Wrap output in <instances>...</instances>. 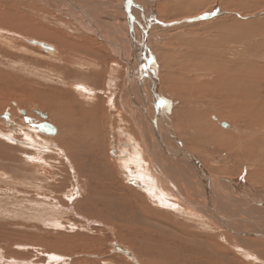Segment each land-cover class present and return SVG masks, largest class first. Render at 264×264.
Returning a JSON list of instances; mask_svg holds the SVG:
<instances>
[{
  "label": "rangeland",
  "instance_id": "1",
  "mask_svg": "<svg viewBox=\"0 0 264 264\" xmlns=\"http://www.w3.org/2000/svg\"><path fill=\"white\" fill-rule=\"evenodd\" d=\"M32 1L33 0L30 1L31 4ZM158 1L159 2L157 3L158 4L157 10L155 11V18L157 23H154V27L152 28L153 35L150 38L155 40V37L158 35H160L159 38L162 37L159 39L161 43L163 42L160 47L162 54L160 52H157L155 50L156 48L154 49L156 45L155 44L156 40L155 42L153 41L154 42L153 46H151L152 39H150V44H149L150 48L148 46L149 52L147 54L152 52L151 55H154L152 57H154L153 61L155 68L157 70L155 73L156 77H158V73L160 77L164 76V74L166 73L165 68L168 65L167 63H170L172 61L173 62L179 61L176 67L175 64H177V62L174 64L173 62L171 63L175 71L176 70L183 71V73L182 74L180 73L179 76L176 74L173 75V77L170 76L167 77L168 74H165L164 76L165 81L162 77L161 79L162 88L159 92L160 111L162 112L163 110L162 113L164 114V116H166L168 122H171L173 128L175 127L174 125L176 124L174 130L176 133L178 132V130H180L179 131L180 134L178 135L180 138L183 137L182 133H186L188 135L181 138L184 141L190 139V136L193 134V132L195 133L196 131V133H199L201 128L204 126L203 122L201 121H205L207 124H210L211 119L213 117H220L221 119L224 118L227 122H229L234 126L232 127L233 129H231V134H233L236 130V133L234 134L236 136H240L244 138L245 136L244 129L242 128V126H239L236 123V121H233V118L234 116L235 118H237L238 113L241 115L242 110H244V108L245 109L247 108L246 110H248V106L245 105V107L242 108L244 105L242 106V102L238 103V101L237 103L235 101V104H233V101L231 99L232 97L234 98L235 96H237L236 91L238 87L232 81L231 76L229 77L230 69L228 68L229 67L228 64L225 63V60L228 59V56L226 54L229 50V46H231L230 43L232 41L237 42L238 40H240L241 39L239 38L240 35H242L243 38L244 35H255L259 39L261 38V40L257 38V42L259 40V44L262 45L260 46L264 47V37H263L264 26H262L264 24L263 23L264 0H240V1L239 0H233V1L232 0L231 1L201 0V2L199 0H191L192 2H194V4L190 5V8L189 5L188 6L186 5L190 4L191 1L189 2L188 0H173V2L176 1L174 2V4L175 7L177 6L178 9L180 7L188 8V10L187 8H184L187 11H184V9L181 10V12L183 11L185 12L183 14L186 15L187 12L191 9L189 14H193L196 17L195 18L193 16L194 19L192 17H188L189 19L192 18L191 21H189L188 18H185L188 19V23L190 22V24L188 25L190 27L181 30L182 32L178 30L179 33L178 32L174 33L175 34L174 37H177V40H179L178 42L175 40L176 38L174 39V41L170 38L168 39V41L166 40L170 36V30H172L176 26L178 28L179 26L178 23V25L170 27V24L172 22H175L173 14H177V13L173 11L171 12V10L166 8L167 5H164V8H166L167 10L163 9L162 7L163 4L160 3L163 0H158ZM181 1H183L184 3L182 4ZM206 1H208V3ZM16 2L17 0H13V3L17 5V8L21 9V7L24 6L23 0H22L23 5H21V0H18V3ZM173 2H171L172 5ZM206 3L208 4V6L205 5L206 6L205 10L207 11L204 12L205 10L203 7L205 6L202 7V5ZM213 7H215V9L211 10V8ZM30 8L31 7H28L26 11V7L24 6L23 9L21 10H23L24 12H28L29 16L32 15L30 16L31 19L37 21L36 17L39 16L40 12L32 8V10L35 12L34 13L35 15L33 16V14L28 11ZM196 8H197L196 11H198V8L200 9L203 8V10L201 9V11L197 14V16L196 13L194 12ZM246 10H249V12L252 11L250 14L253 15L249 17L243 16L244 18L241 17L242 14L240 13ZM1 11L4 12V9H1L0 7V12ZM212 11H215L216 13L220 12L221 15L220 13L215 14L218 16L217 17L212 14L213 13ZM160 12H162L163 15H161ZM169 12L173 14L171 13L168 14ZM223 12L224 14H222ZM232 13L234 14L232 16L233 18L230 17ZM55 15H57L56 12ZM133 15L141 17L140 16L141 14L136 15L134 13ZM169 15H171L173 19L172 18L170 19ZM176 16H178V14ZM214 16L217 17V19L219 17L220 18L228 17V19L227 18L223 19V22L221 21V24L220 23L211 24V25H208L209 23L206 24L207 22H210V20L215 21L216 18ZM235 18H236L235 22L233 20L232 25H230L231 23L230 21H232L231 19H235ZM27 19L30 20V18H25L24 21L26 22ZM177 19L179 18H176V20ZM161 21L163 22V24L166 22L167 23L162 25L160 24L162 23ZM201 22L202 23L204 22L203 25L201 24ZM228 23L230 28L233 27V30L232 31L230 30V32L229 30H225L226 28H228L227 27ZM222 24H224L225 27ZM51 25L54 28L53 24ZM157 25L159 26L160 29L159 32L161 33H159L157 30L156 32L154 31V28ZM217 25H219V27L220 26L222 27H220L219 29L216 27ZM235 26H237V28ZM37 27H39V29H42L45 26H43V24L42 25L40 24V26L37 24ZM164 28L165 30H163ZM260 29H262L260 32H255ZM17 30L18 29L16 28L5 26L3 22L0 24V36L2 37L0 38V135H2L0 136V264H59V263L60 264H104L107 262L111 264H151L153 260L155 264H194V263L195 264H264V247L260 246L261 244L259 241L254 242V241H250L249 239H244V238L241 239V237L237 236L236 237V241L238 240L237 243H239V245L241 244L242 247L244 245L248 249H246L245 247H243V249H241L242 247L241 248L233 247L231 245L234 243L231 242L232 244H230L226 242L225 238L222 236L224 230L221 231V229L220 230L215 229L210 224L211 222L209 220H206L205 218L201 219L200 217H193V215L191 214L186 215V213H184L181 208L178 209L177 211L174 208L169 209V207H165L162 204H161L162 206L159 205V207H156L152 202L149 201L150 205H152V207L150 208L151 211H154V209L156 211H159L160 209L159 212L164 214V217H157L158 215H156V213L149 212L148 211L149 208L148 207L144 208V205L142 208L133 206V203L130 206H124L122 203L123 200H120V196H124L126 194L130 196L131 194L130 191L129 192L127 191V189L123 191L121 190L119 191V188H117L118 190L114 189L119 185L121 179L116 172L110 171L109 159L110 157L112 158L114 156V153H116V151L113 150L114 147L112 146V143L114 140L120 142L121 140L124 139L121 137V134L118 129L123 128V130L129 129V131H131V129L135 128V130L133 129L131 132L138 133L137 129H139L140 126L139 124L141 120H144L145 117H148V113L142 114L140 112L142 109H139L138 107L136 109L139 110L136 112L134 111V109H132V106L130 105V101L127 95V90H125L124 88L127 85L126 81H129L127 79L128 73H127L126 63L121 61L120 59H117L114 55L110 54L109 50H107L109 48L106 47L107 48L106 49L105 46L103 45L104 48H102V50L100 49V51L102 52V55L100 56L96 55L93 52L88 51L87 50L88 48L86 49L83 47L84 49L79 48V51H76L80 53L79 59L75 57L76 55L75 56L73 55L74 56L73 60H75V63L73 62L74 64L73 63L67 64L66 62L62 64L61 62H58L57 58L55 57L56 55H51L52 54L51 52L46 51L48 52L46 53L43 49H41L38 46H33V45L31 46V43L29 42L30 39H36V40L38 39L40 40V42H45L49 45L56 46L58 48V52L60 51L61 56H63L62 59L64 58V55L69 54L70 56L71 53H75L74 52L75 48L72 50H70L67 47L63 48V46L59 44L58 40L48 39L47 37L44 39L42 36H38L37 34L31 37L30 36L31 34L28 33L26 30H22V31L19 30V32ZM51 30L53 32L56 31L55 29H51ZM154 32L157 35H155ZM251 32L252 34H249ZM139 33L138 35L135 36H139ZM213 33L215 34L214 36ZM219 33H221L223 37ZM230 33H232L233 35L231 34L230 36ZM163 34H167V35H163ZM20 35L21 36L24 35V36L21 37ZM195 35H197L196 38ZM198 37L201 38L199 39ZM230 37L231 38L234 37V38L230 40ZM202 38H205L203 39L205 43L204 42L202 43L203 41ZM26 40H28V42H26ZM170 41L173 43H170ZM191 41H193L192 42L193 45L191 44ZM212 41H215L213 47L211 43ZM4 42L6 43L5 45ZM240 42H243V44L241 43L239 45H236L238 47L237 50L239 49L238 53L236 54L238 55L237 57L238 59H243L245 57L244 56L242 57L241 55L242 53L240 49L243 50L245 48H249L251 42H249L248 39L246 40L244 39L243 41L240 40ZM165 43L168 45L166 46ZM194 43L196 44L198 43L199 48ZM175 44H177L178 46L180 44L181 46L178 47L177 45L175 46ZM183 44H185L184 45L185 50L184 48H182ZM217 44L219 46H217ZM173 45L176 47L177 51ZM222 45L227 49L224 50V47ZM88 46L91 50V45L89 44ZM163 46L166 47L164 48ZM254 46L258 47V45H254ZM77 49L78 48H76V50ZM168 50L172 53V55L173 53H175L176 58H175V54L174 57L172 56L173 58H171V53L168 52ZM172 50L174 52H172ZM165 51L170 54L167 56L170 58H166L167 60L165 59V64H164L163 61L164 59L162 60L163 61L162 63L160 57L162 58L163 53H165L163 58L165 57V55H167ZM179 52L184 53V54L182 53L183 56H181L180 54L182 58H178L180 57ZM107 53H109L110 55ZM186 53L187 54L191 53V54L189 56V54L187 55ZM251 53L253 55L258 56L256 58L257 60H254V56H253V63L256 62L253 64V66L256 67V70H258V68L261 67L260 68L261 71L259 70V72L263 73L264 52L255 54V51L251 50ZM94 54L96 56H94ZM147 54H146V58H149L147 57ZM158 55L160 56L158 57ZM186 55L187 57H185ZM91 56L94 60L90 59ZM204 56L206 57L205 60L202 58ZM112 57L113 58L115 57L114 60L112 59ZM194 57L198 59L194 60L195 59ZM211 57H213L212 59H214L215 61L212 60ZM85 58L93 62L95 61V63H93V65L91 66V64H89L90 62L88 63V60H86ZM209 58H210V62L208 60ZM170 59H172V61ZM188 59L191 60V62ZM98 60H99V64H96ZM187 60L193 65L189 64ZM257 62L263 65L259 66V63ZM121 63H123L122 66ZM215 63H217L221 68V77L223 76L220 80L219 87L216 88L213 87L214 84L210 83V81H212L213 78L211 75L212 68L211 66H209ZM76 64L79 66H77ZM157 66L159 67L158 69ZM160 68L161 69L164 68V70L161 71ZM199 70L201 71V73L198 72ZM91 71L93 72L91 73ZM161 72H163L164 74ZM189 72H190V76H192L191 78H193L194 80V83L193 80H191V82L190 80L186 82L187 78L185 79V76L186 74H189ZM180 76L181 77L183 76L182 77L183 79ZM95 77L98 78L96 80L97 83L94 80ZM170 78L171 80L173 79V82L177 83L178 86L181 83L185 84L186 87L181 88L183 91L180 90L183 95H185L186 93L185 96L188 95L189 97L191 94L190 96L191 98L189 99H192V102L189 101L190 103L189 105H191L190 110H193L191 114L194 115L193 116L194 121L190 120L191 123L189 126H187L188 121L186 122L187 119L186 116L183 117V115L181 116L179 113L176 115L178 117L180 116L181 123H182V119H183V123L185 122L184 124L182 123L183 125L182 126L179 122L180 120L175 115H173L174 109L177 108L175 106L179 104L178 102L179 100L170 94L171 93L170 88L168 89L166 88L169 87L168 83L167 85L165 84L166 82H169ZM203 78L205 79L203 80ZM224 80L226 82H224ZM178 81H180V83ZM198 83L202 85L193 89L192 86ZM209 83L211 86L213 85L212 86L213 88L210 85L208 88ZM260 83L258 84L257 82H255L256 87L254 88L253 94H255L256 100L258 99V97H256L258 95L264 97V81L263 82L260 81ZM79 84H87L86 87L90 86V88L91 85L92 86L95 85V87H97V90L95 91L96 92L95 96L97 98L95 99L93 97V99L95 100L93 99L91 100L90 97L91 93L88 91L86 92L82 91L85 85H79ZM78 86H80L79 90L77 88ZM216 89L219 90L221 89V90L220 91L217 90L216 93ZM206 90L208 91L206 92ZM192 91H195L193 92L194 96L192 95ZM210 93L211 94L213 93L214 95L219 94V96L218 95L214 96L211 95ZM220 93H222V95H220ZM202 94H205V96ZM209 94L211 96H209ZM228 94L230 96V99L229 96H227ZM199 95H201L202 97L201 96L199 97ZM220 96L221 97L227 96L225 97L227 98L225 99L227 101H225L224 99H222L221 101ZM214 98L218 100L216 101L214 100ZM252 98H254L253 95ZM110 99H112V101H110ZM228 99L230 100V102ZM212 100L216 101L218 104L212 102ZM204 103L205 105H203ZM209 103L210 105H208ZM128 105H130L129 106L130 108L128 107ZM263 106L264 104L261 107ZM199 107L201 108L199 109ZM234 107L235 108L238 107L236 108L238 110H236ZM239 107L241 108V112H239L240 109ZM227 108H229L230 111L231 109L233 111L230 112L229 109ZM205 109L209 110V113ZM164 111L165 112L167 111V113L168 112L169 113L165 114ZM199 111H201L200 114ZM185 112L186 111L183 112L184 115ZM38 113H43L47 115V119L41 118V116ZM133 113L136 114H134L132 118ZM203 115L204 117H202ZM200 116H201V121L199 119ZM176 118L179 121H177ZM196 119H198L199 125L197 124L198 122H196ZM45 120L57 128V134L55 136L49 137L47 135V136H43L44 138L38 134L37 136H35L36 126L32 128L33 125H37L40 122L43 123ZM225 120H222V123L225 122ZM176 122H178V124ZM136 124L137 126L135 127ZM200 124L202 126H200ZM177 125H179V127H177ZM235 125H237L236 129H234ZM238 126L241 128H239ZM180 127L183 128L180 129ZM13 128L19 129V131H21V134L17 133L16 138H14V140H11L12 142L11 143L9 142L8 139H6V136L3 134L6 130L7 131L12 130ZM205 129L206 127L204 128V131H208L211 128L208 127L206 130ZM214 130L219 134H220L219 131H222L215 128ZM117 132H119V134ZM27 133L28 134L31 133V136L35 137L34 139L38 140V142L40 141L41 144L43 143L42 147L44 145L46 147L44 146L42 148L40 147L39 144H36V146L31 147V145L27 143L29 141L21 139V137ZM76 133L79 134L77 135ZM116 134L118 135V137ZM139 134H141V132ZM255 135H252L251 138L245 136V139L251 142H255L256 140H261L264 142V140L258 139L260 136H262L261 134H257L256 136ZM46 139L47 140L56 139L57 142L54 141L52 144H49L48 146V143L45 142ZM207 139L204 140L198 151L197 150L191 151L190 149L189 150L192 153H194L196 157H198V160L200 159L201 162L205 164L203 166H205L208 171L209 168L212 170L211 168L212 165L210 164V158H213L212 155L217 154L216 155L217 158H219L222 161L221 164L222 166H220L219 169H223L226 172H230V174L228 175L218 174L220 180L226 182L230 181L233 184H239V182H242V180L249 179L251 181L247 180V182H244L243 185H245V187H253L255 191H258L257 189L263 190L264 169H262L261 171L262 176L257 175L258 172L255 173L256 175L253 174V178L250 176L252 171L255 170L257 164L258 165L261 164L264 167V163L259 162L258 160L264 158V150L262 151L258 147L252 148V145L250 143H247L246 145H244V147L246 148H242L244 149L243 152L242 151L240 152V149L239 150L235 149L232 152V150H228L226 147L223 146L222 147L218 146L217 144H214V142H212L213 144L210 143L211 140L210 139L207 140ZM194 141L196 142V137ZM229 144L232 145L233 143L231 144L230 142ZM51 145H58V146L54 147ZM69 149L71 150L70 152L74 160V169L69 167V165H67L64 160L65 158L63 155V150L67 152L69 151ZM44 150H48V151L46 152ZM39 153H43V154L37 155ZM106 153L107 156H109L107 158H106ZM29 155H35L36 159L33 160L32 158L29 157ZM228 155L231 156V160L229 159L226 160L227 158L226 156ZM258 156L259 158H257ZM245 157L248 158L246 159ZM158 158H160V156H158ZM251 158H253L252 161L250 160ZM249 160L251 163L249 162ZM230 163L234 165H231ZM243 166H245L244 170H243ZM108 171H110L111 173ZM221 175L223 177H221ZM115 184L118 185L116 186ZM109 190L111 191L115 190V191L111 192ZM121 192L122 194H120ZM190 195L193 198V200L196 199L193 192H191ZM71 199L72 202L75 201L74 205H71L72 204V202L70 201ZM93 201H95V203L98 205V208L95 207ZM110 204L117 207V210L114 208L112 210L114 215H111L110 213L111 211L109 210L106 211L103 210V208H105L106 206H109L112 209ZM180 206L182 207L181 204ZM100 209L103 212H101ZM140 209L143 210L140 211ZM181 210L182 213L180 212ZM148 215L150 218H152L153 221L149 219ZM163 218H168V219L170 218L169 219L170 221H167V223L164 224L162 223L163 220H161ZM200 221L206 222V226L204 225L203 227ZM111 223L112 225H110ZM178 225L183 226V228L178 229L177 228ZM134 226L136 228H134ZM206 227L207 228L209 227L208 230ZM131 228L136 229L135 232H132ZM199 234L202 236H199ZM216 235L220 236L219 237L220 239L219 238L216 239L215 238ZM150 236L152 238H150ZM195 236H198V238ZM209 236L210 238L208 239ZM217 241L222 243V245L220 243H217ZM219 249H221L220 251L222 253L219 251ZM247 250L253 252L256 251L260 253L261 258H259L258 256H248L247 254L250 253V251L247 253ZM259 250L261 252H259ZM125 251L128 255L125 253ZM53 252L54 254H59L61 256V259L58 261L52 259ZM136 257L137 259H140V261L139 260L136 261L135 260ZM256 257L258 258V260Z\"/></svg>",
  "mask_w": 264,
  "mask_h": 264
},
{
  "label": "bare ground",
  "instance_id": "2",
  "mask_svg": "<svg viewBox=\"0 0 264 264\" xmlns=\"http://www.w3.org/2000/svg\"><path fill=\"white\" fill-rule=\"evenodd\" d=\"M28 1L30 3L31 0H23L24 6L26 7V11H27L28 7H31L28 11L30 13H32L33 16L35 15L34 14L35 12L32 10V8L36 9V10H38L40 12L39 16L36 17L37 21L32 20L31 17H30L32 15L29 16L28 12H24L23 10H21V9H23L24 6L21 7V9H19V8H17V5L15 3H13V0L12 1H10V0H0V7H1V9H4V12H2L3 10L0 12V24L3 22V24L5 26H9L11 28L18 29L17 30L18 32H19V30H21V31L22 30H26L28 33L31 34L30 35L31 37L37 34L38 36H42L44 39L47 37L48 39L58 40L59 44L61 46H63V48L67 47L70 50L75 48V50H74L75 53H71L70 56H69V54L68 55H64V58H63L64 60H63L62 59L63 56H61L60 51L58 52V48L56 46L49 45V44H47L45 42H40V40H38V39L37 40L36 39H30L29 42L31 43V46L32 45L33 46H38L41 49H43L45 52L46 51L51 52L52 53L51 55H56L55 57L57 58L58 62H61L62 64L64 62H66L67 64L68 63H73V62L75 63V60H73V58L76 55L75 57H77L79 59L80 53L76 52V51H79V48H83V47L86 48V49L88 48L87 49L88 51L93 52L96 55L100 56V55H102V52L100 51V49L102 50V48H104V46H105V48L106 47L109 48V49H107V48L106 49L109 50L110 54L114 55L117 59H120L121 61L125 62L126 65H127V67H126L127 68V73H128L127 74V76H128L127 79L129 81H126L127 85L125 87L124 86L123 87L125 88V90H127V95H128V99L130 101V105L132 106V109H134V111H136V112L139 109H142L140 112L142 114H145V113L147 114L148 113V117L144 116L145 119L141 120V122L139 124L140 125L139 129H137L138 133L131 132L133 129L135 130V128L131 129V131H129V129L128 130L127 129L123 130V128H120L118 130H119V132L121 134V137L124 138L123 139L124 141L121 140L120 142H117V141L114 140L113 143L111 142L112 146L114 147L113 150H115L116 153H114V156L112 154L113 157L112 158L110 157V159H109L110 171L116 172L117 175L121 179V182L119 183V185L117 184L118 186L115 184L117 187L114 186L115 187L114 189L119 188V191L120 190L123 191V190L127 189V191L128 192L130 191V194H131L130 196L128 194H126L124 196H120V200H123L122 201L123 205L124 206H130L133 203V206H135V207L142 208L143 205H144V208L148 207L150 209L152 207V205H150V202H152L156 207H159V205L160 206L163 205L165 207H169V209L170 208H174L177 211H178V209L181 208L183 210V212L186 213V215L187 214H191V215H193V217H200L201 219L205 218L206 220H209L211 222L210 224L215 229H218V230L221 229V231L224 230L222 236L225 238L226 242H228L230 244L234 243V244L231 245L233 247H236V248H241L242 247L241 244L239 245V243H237L238 240L236 241V237L237 236L241 237V239L242 238L249 239L250 241H254V242H258L259 241L260 244H261L260 246L264 247V188L262 187L263 190L257 189L258 191H255L253 187H245V185H243V184H244V182H247V180L251 181L249 179L242 180V182H239V184H233L230 181H227V182L226 181H222V180H220V177H219L218 174L228 175V174H230V172H226L223 169H219V167L222 166L221 165L222 161L219 158H217V156H216L217 154L216 155L214 154V153H217V152L212 153V154H214V155H212L213 158H210V164L213 167L211 166L212 170L209 168V171H211L212 173L209 172L207 170V168L205 166H203L205 164L202 163L200 159L198 160V157H196V155L191 152L193 150H197L198 151L200 146L204 142V140L207 139V137H208V139L211 140L210 143L214 142V144H217L218 146H221V147L222 146L226 147L228 150H232V152L235 149H238V150L240 149V152L241 151L243 152L244 149H242V148H246V147H244V145H246L247 143H250L252 145V148L258 147L262 151L264 150V142L263 141L256 140L255 141L256 143H255V142H251V141H248L247 139H245V136L248 137V138H251L252 135L261 134L262 136H260L258 139L264 140V106L261 107L264 104V97L258 95V96H256V97H258V99L256 100L255 94H253L254 88L256 87L255 86V82H257L259 84L260 81L261 82L264 81V72L263 73L259 72V70L261 71V69H260L261 67H259L258 70H256V67L253 66V64L256 63V62L253 63V56H254V60H257L256 58L258 56L253 55L252 54L253 52L251 53V50H254L255 54H258L260 52H262V53L264 52V47H261L262 45L259 44V40H261V38L259 39L255 35H244V38H243V36L238 33L240 35L239 38H241L240 39L241 41H243L244 39L245 40L248 39L249 42H251L250 43V47L249 48H245L246 50L245 49H243V50L240 49L241 53H242V54L241 53L240 54L242 55V57L244 56L245 58H243V59H238L237 58L238 55L236 53H238L239 49L237 50L238 47L236 45H239L241 43L243 44V42H240V40H238L237 42L236 41H232L230 43L231 46H229V50H228L227 54L225 53L228 56V59L226 58L227 60H225V63L228 64V66H229L228 68L230 69L229 77L231 76L232 81L238 87V89L236 91L237 96H235L234 98L231 96L232 97L231 100L233 101V104H235V101H236V103H237V101H238V103L242 102V106L244 105L242 108H244L245 105L248 106V110H246L247 108L246 109L244 108V110H242V114L241 115L238 113L237 118H235V116H234L235 119L233 118V121H236V123L239 126H242V128L244 129V133H245L244 138H242L240 136H236L234 134V133H236V130H235V132L233 134H231V129H233L232 127H234V126L232 124H230L229 122H227L224 118L221 119L220 117H213L211 119V123L207 124L205 121H201V116H200L199 119H200L201 122H203L204 126L201 128V130L199 129L200 130L199 133H196V131L194 133L193 132L194 129H193V131H192L193 134L190 136V139L184 141L181 138H183L184 136H188V135L186 133H182L183 137L180 138L178 136L180 134V132H179L180 130H178V132H177L178 134L174 130V128L176 127V124L174 125V123H173V125L175 126L173 128L171 122H168V120L166 119V116H164V114L162 113L163 110L161 112L160 109H159V104H160L159 92H160V90L162 88V81H161L162 77H163V79L165 81V77H164L165 74H168L167 77H169V76L173 77V75H176V74L179 76V74L180 73L182 74L183 71H179V70L175 71V69H173V67H172L173 65H171V63L173 61H172V59H170L172 62H170V60H169L170 63H167L168 65L166 66V68L163 66L165 68V70H166V73L165 74L163 73L165 71H163L161 73H163L164 76L160 77L159 73H158V77H156L155 73H156L157 70L155 68L154 61H153L154 57H152L154 55H151L152 52L147 54L149 52L148 51V46L150 48V45H149L150 44V39H152L150 37L153 35L152 28L154 27V23H157L156 18H155V11L157 10V5H158L157 3L159 2L158 0H92V1L91 0H33L32 4L30 3L31 5L28 3ZM188 1L190 2L191 0H188ZM199 1L201 2V0H199ZM199 1H198V3H199ZM214 1H216V0H214ZM229 1H231V0H229ZM34 2H36V3H34ZM171 2H173V0H169V1L168 0H163L160 3L163 4L162 5L163 9L168 8L169 10H171V12L173 11V12H176L178 14V16H176L177 14H173L171 12L168 13V14H170V13L173 14L174 15V19H175V22H172L171 24L169 23L170 27L176 26V25H178V23H179V26H178V28L176 26L172 30H170V36L166 40L168 41V39L170 38V39H172L174 41V39L176 38L175 40L178 42L179 40H177V37H174V35H175L174 33L175 32L177 33L178 30L181 31V30H183V29H185L187 27H190V26H188L190 24V22L188 23V19H189L188 17H192L193 18L194 15L193 14H189L191 9L187 12L188 15L187 14L186 15L183 14V13H185L184 11L188 10V8L187 7L181 8L180 7L178 9L177 6L175 7V4H174V2H176V1L173 2V5L171 4ZM191 2H190V4L186 3L187 4L186 6L189 5V8H190V5L194 4V2H192V3ZM206 2L208 3V1H206ZM16 3H18V0H17ZM181 3L183 4L184 2L181 1ZM207 3L202 5V7L205 6V5L208 6ZM21 5H23L22 4V0H21ZM164 5H167V7L164 8ZM178 6H179V4H178ZM184 8H187V10L184 9ZM203 8L205 10L206 6L203 7ZM203 8H201V9L203 10ZM226 8H227V6H226ZM182 9H184L183 12H181ZM199 9L200 8H198V11H196L197 10V8H196L195 11H194L196 13V16L201 11V9L200 10ZM213 9H215V7L211 8V10H213ZM206 11L207 10H205L204 12H206ZM55 12L57 13V15H55ZM212 12H210V13H212L213 15L218 13V12L216 13L215 11H212ZM243 12H246V13H243ZM251 12L252 11L249 12V10H246V11H242V13H240V14H242L241 17H243V16L244 17H249V16L253 15V14L252 15L250 14ZM134 13L136 15H138V14L140 15L141 14L140 15L141 17L134 16L133 15ZM160 13H161V15H163L162 12H160ZM222 14H224V12ZM248 14H250V15H248ZM220 15H221V13H220ZM233 15L234 14L232 13V15L230 17H232ZM169 16H170V19H171L172 18L171 15H169ZM215 16H217V15H215ZM162 17H164V16H162ZM217 17H215L216 18L215 21L212 20L213 21L212 22L210 20V22H207L206 24H208V23H209L208 25L216 24V23L217 24H219V23L221 24V21L223 22V19H226V18L228 19V17L222 18L223 15H222L221 18L219 17L218 19H217ZM25 18H30L31 21L27 19V21L25 22L24 21ZM176 18H179V19L176 20ZM185 18H188V19H185ZM38 19H39V21H38ZM191 19H189V21H191ZM231 20L232 21L229 20L231 22L230 25H232L233 20L235 22L236 18L235 19H231ZM22 21H23V24H22ZM166 23H164V24H166ZM203 23L201 22L202 25H203ZM37 24L39 26H40V24L41 25L43 24V26H45V27L42 28V29H39V27H37ZM51 24H53L54 28L52 27ZM160 24L164 25L163 22L160 23ZM50 25H51L52 28L50 27ZM208 25H206V26H208ZM222 25L224 26V24H222ZM191 26H192V24H191ZM262 26H264V24ZM216 27L220 29V27H222V26L219 27V25H217ZM227 27L228 28H226L225 30H229V32H230V30L231 31L233 30V27L230 28L229 23H228ZM235 27L237 28V26H235ZM209 28H210V26H209ZM51 29H55L56 31L54 30L55 32H53ZM156 30L158 32L160 31L158 25L154 28L155 32H156ZM163 30H165V28ZM261 30L262 29H260L258 31H255V32H260ZM135 32H137V33H135ZM155 32H154V34H155ZM138 33H139V36H135V35H138ZM159 33H161V32H159ZM232 33H234V32H232ZM232 33H230V36H231ZM245 33H247V32H245ZM219 34H221V33H219ZM227 34H228V31H227ZM241 34H244V33H241ZM249 34H252V32L249 33ZM155 35H157V34H155ZM163 35H167V34H163ZM197 35H198V33H197ZM197 35H195V38L197 37ZM214 35L215 34L213 33V36ZM216 35H218V34H216ZM23 36H21V37H23ZM30 36H28V37H30ZM159 36L160 35L155 37L156 42H155V40L152 39V43H151L152 45L151 46H153V43L155 42L156 45H155L154 49L156 48L155 50L157 52L161 53L160 47H161L163 42L161 43L159 41V39L162 38V37L159 38ZM221 36L223 37L222 34H221ZM171 37H173V38H171ZM0 38H2V37L0 36ZM36 38H37V36H36ZM212 38H214V37H212ZM233 38L234 37H232V38L230 37V40H232ZM257 38L259 39L258 42H257ZM180 39H182V38H180ZM203 39H205V38H202V40ZM215 39H218V38H215ZM222 39H224V38H222ZM166 40H165V42H166ZM171 41H170V43H173ZM187 41H186V43H187ZM196 41H197V39H196ZM5 42H4V45L6 44ZM26 42H28V40H26ZM192 42L193 41H191V44L193 45ZM203 42H204V40L202 41V43ZM211 43H212V47H213L215 41H212ZM262 43H263V41H262ZM2 44H3V42H2ZM89 44L91 45V50H90V48L88 46ZM168 44H166V46ZM194 44H196V43H194ZM226 44H228V43H226ZM11 45H13V44H11ZM176 45L177 44H175V46ZM184 45L185 44L182 45L183 46L182 48L185 47ZM196 45L199 48L198 43ZM254 45H258V47L254 46ZM166 46H163V47L165 48ZM173 46H170V47H173ZM175 46H174V48L176 49ZM179 46H181V45L179 44ZM217 46H219V45L217 44ZM76 48H78V49L76 50ZM168 48H169V46H168ZM200 49H201V47H200ZM226 49L227 48L224 47V50H226ZM178 50H179V48H178ZM184 50H185V48H184ZM190 50H191V48H190ZM65 51H66V48H65ZM176 51H177V49H176ZM168 52H170V51L168 50ZM172 52H174V51L172 50ZM187 52H189V51H187ZM46 53H48V52H46ZM109 53H107V54H109ZM182 53L179 52V56H180V54H181V56H183L184 53L183 54ZM192 53H194V52H192ZM95 54H94V56H96ZM146 54H147V57H149V58H146ZM164 54L165 53H163V56H164ZM174 54L175 53H173V55H172V53H171V58L174 57ZM190 54H189V56H190ZM240 54H239V57H240ZM168 55H170V54L167 53V55H165L164 58H163V56H162V58L160 57L161 61L164 59L163 60L164 64H165V59L166 58H170V57H167ZM187 55L185 57H187ZM159 56L160 55H158V57ZM181 56L178 57V55H177L178 58H182ZM195 56H196V54H195ZM201 56H202V54H201ZM205 56H206V53H205ZM205 56L202 57L204 60L206 58ZM156 57H157V54H156ZM224 57H225V55H224ZM114 58L112 57L113 60H114ZM175 58H176V54H175ZM191 58H192V55H191ZM212 58L213 57H211V59ZM85 59L88 60V63L90 62L89 64H91V66L93 65V63H95V61L94 62L91 61V60H94L92 58V56L90 57L91 60H89L87 58H85ZM197 59L195 58L194 60H197ZM200 59H201V57H200ZM82 60H83V57H82ZM175 60H177V59H175ZM208 60L210 62V58ZM212 60H214V59H212ZM221 60H222V58H221ZM161 61H160V64H161ZM163 61H162V63H163ZM189 61L191 62V60H189ZM176 62L177 61L173 62V64L176 63ZM190 62H189V64H191ZM178 63H179V61L177 62V64H175V67L178 65ZM225 63H222V64H225ZM257 63H259V62H257ZM83 64H85V63H83ZM96 64H99V60L96 62ZM118 64H120V63H118ZM122 64L123 63H121V66H122ZM191 65H193V64H191ZM262 65L259 63V66H262ZM77 66H79V65H77ZM209 66H211V68H212L211 75H212L213 79H212V81H210V80H208V81H210V83L214 84V86L212 85L213 87H215V88L219 87L220 80L223 77V76L221 77V68L219 67V65L217 63H215L213 65H209ZM158 68L159 67L157 66V69ZM164 68H162V69L160 68L161 71L164 70ZM182 68H183V66H182ZM186 68H188V67H186ZM198 68H199V66H198ZM178 69H181V68H178ZM189 69H190V67H189ZM202 70H203V68H202ZM92 72L93 71H91V73ZM198 72L201 73L200 70ZM191 77L192 76H190V72H189V74H186V76H185V79L187 78L186 82H188V80H190V82H191V80H193V78H191ZM97 79H98L97 77L94 78L96 83H97V81H96ZM204 79L205 78H203V80ZM201 80H202V77H201ZM228 80H227V82H228ZM178 82L180 83V81H178ZM184 82H185V80H184ZM224 82H226V81L224 80ZM167 83L169 84L168 85L169 87H166V86H164V87H166L167 89L170 88V90H171L170 94L173 97H175V98H177L179 100L178 101L179 104H177L175 106L177 108L174 109L173 115L176 116L179 113L181 116L183 115V117L186 116L187 119H188V120L186 119V122L188 121L187 126H189L190 123H191L190 120L194 121L193 120L194 119V117H193L194 115L191 114V112L193 110H190V106L191 105H189L190 104L189 101L192 102V99H189V98H191L190 97L191 94H190L189 97H188V95L185 96L186 95L185 92H184L185 95L182 94L181 91H183V90L181 88H185L186 87L185 84L181 83L178 86L177 83L173 82V79L171 80V78H170L169 82H166L165 85H167ZM193 83H194V80H193ZM210 83L208 84V88H209ZM133 84H134V86H133ZM79 85H85V87H84L85 90L83 89L82 91L90 92L91 93V96H90L91 100L93 99V97L95 99L97 98L95 96V93H96L95 91L97 90V87H95V85H93V86L91 85V88H90V86L86 87L87 84H79ZM194 85L192 86L193 89L196 88V87L201 86L202 84L198 83V84H194ZM222 85H223V83H222ZM79 87L80 86L77 87L78 90H79ZM228 88H229V86H228ZM221 89H223V88H221ZM100 90H102V89H100ZM203 90H204V88H203ZM217 90L220 91L219 89H216V93H217ZM207 91L208 90H206V92ZM193 92H195V91H192V95H193ZM89 94H87V95H89ZM210 94H209V96L214 95L213 93L211 95ZM202 95L205 96V94H202ZM217 95L219 96V94H216L214 96H217ZM220 95H222V93H220ZM252 95L254 96V98H252ZM200 96L201 95H199V97ZM223 96H224V94H223ZM227 96H229V94ZM227 96H225V97H227ZM225 97H221L220 96V98H221L220 100L222 101V99H224V100L227 99ZM95 99H93V100H95ZM229 99H230V96H229ZM214 100L217 101L218 99L214 98ZM110 101H112V99H110ZM209 101H210V99H209ZM216 101L212 100V102L217 103ZM225 101H227V100H225ZM229 102H230V100H229ZM222 104H223V102H222ZM130 105H128V107ZM203 105H205V103ZM208 105H210V103ZM137 107L139 109H136ZM200 108L201 107H199V109ZM203 108H204V106H203ZM236 108H238V107H236ZM207 109H209V108H207ZM227 109H229V108H227ZM128 110H130V109H128ZM236 110H238V109H236ZM184 111H186L185 115L183 113ZM201 111H199V114H200ZM206 111H208V113H209V110H206ZM229 111H230V109H229ZM231 111H233V110L231 109ZM239 112H241V108L239 109ZM166 113H167V111L165 112V114ZM38 114L41 116V118H43L42 115H41L42 113H38ZM134 114H136V113L132 114V118H133ZM227 114H229V113H227ZM169 117H171V116H169ZM176 117L180 121L177 118H176V120L179 121L180 124L182 125L183 119H182V123H181L180 116L179 117L176 116ZM202 117H204V115ZM173 118H175V117H173ZM207 118H205V119H207ZM230 118H232V117H230ZM222 120H225V122L222 123ZM44 122H47V121H44ZM196 122H198V119H196ZM176 123L178 124V122H176ZM40 124H41V122L37 124L38 128H39ZM197 124L199 125V122ZM201 124H200V126H202ZM179 125H177V127H179ZM136 126H137V124L135 125V127ZM200 126H198V127H200ZM190 127H188V128H190ZM205 127H206V129L208 127H210L211 129L208 130V131H204ZM181 128H183V127H180V129ZM214 128L218 129V130H222V131H219L222 138L220 137L219 133L215 132ZM236 128H237V125H235L234 129H236ZM239 128H241V127H239ZM119 132H117V133L119 134ZM140 132H141V134H139ZM17 133L21 134V131H19V129L13 128L12 130H8V131L6 130L3 135H5L6 139H8L9 142H11V140H14V138H16ZM145 133H146V136H145ZM136 134H138V135H136ZM0 136H2V135H0ZM117 137H118V135H117ZM195 137H196V142L194 141ZM34 138H35L34 136H31V133L24 134V136L21 137V139L27 140L30 143L35 142V143H33V144H35V146H36V144H39L40 147H42L43 143L41 144L40 141L38 142V140H36ZM77 138H78V136H77ZM88 140H89V138H88ZM54 141H56V139H51V140H47L46 139L45 142L48 143V146H49V144H52ZM230 142H231V144L232 143L233 144L230 145L229 144ZM51 146L55 147V146H58V145H51ZM31 147H33V146H31ZM207 147H208V145H207ZM210 147H212V146H210ZM208 150H209V148H208ZM223 150H224V148H223ZM261 150H259V151H261ZM44 151L47 152L48 150H44ZM70 151H71L70 149L67 152H65L63 150V155H64V158H65L64 160H65L66 164L69 165V167L74 169V160H73V157H72V154H71ZM41 154H43V153H39L37 155H41ZM158 156H160V158H158ZM29 157L32 158L33 160L36 159L35 155H29ZM107 157H109V156H107V153H106V158ZM226 157H227L226 160L227 159L231 160V156L228 155ZM240 158H242V157H240ZM257 158H259V156ZM232 159H233V156H232ZM252 159L253 158H251L250 160L252 161ZM250 160H249V162H250ZM258 160H259V162H263L264 163V158H261V159H258ZM231 165H234V164H231ZM252 166H253V164H252ZM244 167L245 166H243V170H244ZM213 168H215V169H213ZM262 169H264L263 165H261V164L258 165L257 164L255 170L254 171L251 170L252 173H251L250 177L253 178V174L256 175L255 174L256 172H258L257 175L262 176L261 175ZM110 171H108V172H110ZM263 172H264V170H263ZM155 173H157V174H155ZM231 173H232V171H231ZM221 177H223V176L221 175ZM113 180H114V178H113ZM111 187H113V186H111ZM109 191H111V190H109ZM114 191L112 190L111 192H114ZM191 192H193V194L195 195L196 199L193 200V198L190 195ZM120 194H122V192ZM72 199L70 200L71 202H72ZM74 202L75 201H73L71 205H74ZM93 203H94L95 207L98 208V205L95 203V201H93ZM180 204L182 205V207L180 206ZM110 206L112 207V209L109 206H106L107 209L105 207V208H103V210L104 211L109 210V211H111L110 212L111 215H114L112 210H113V208L117 210V207L112 205V204H110ZM149 209H148V211L156 213V215H158L157 217H164V214L159 212L160 209H159V211H156L155 209H154V211H151V209L150 210ZM142 210L140 209V211H142ZM182 210L180 211L181 213H182ZM98 211H99V209H98ZM100 211L103 212L101 209H100ZM167 216H168V214H167ZM148 217H149V215H148ZM149 219L152 220V218H150V217H149ZM169 219L168 218H163L161 220H163L162 223L165 224V223H167V221H170ZM200 222H201V225H203V227H204V225L206 226V222H202V221H200ZM56 225H58V224H56ZM110 225H112V223ZM134 228H136V227L134 226ZM177 228L181 229V228H183V226L178 225ZM208 228H207V230H208ZM135 230L136 229H132L131 228L132 232H135ZM141 230H143V229H141ZM194 232H196V231H194ZM184 233H183V235H184ZM208 233H210V232H208ZM205 235H206V233H205ZM211 235H212V233H211ZM199 236H202V235L199 234ZM195 237L198 238V236H195ZM219 237L220 236H218V235L215 236L216 239L219 238ZM150 238H152V237L150 236ZM204 238H205V236H204ZM209 238H210V236L208 237V239ZM219 239H218V241H219ZM221 239H222V237H221ZM218 241H217V243H220ZM220 244L222 245V243H220ZM223 247H224V245H223ZM243 247H245V246L243 245ZM243 247L241 249H243ZM245 248L248 249L247 247H245ZM220 250L221 249H219V251ZM249 251L250 250H247V253ZM259 252H261V251L259 250ZM125 253H126V251H125ZM126 254H124V255H126ZM129 255H130V253H129ZM247 255L248 256H258L259 258H261L260 253H258L256 251H254V252L250 251V253H248ZM52 259H55V260L58 261V260L61 259V256L59 254H54V252H53ZM63 259H64V257H63ZM135 260L136 261L137 260L140 261V259H137V257L135 258ZM257 260H258V258H257ZM261 261H263V260H261ZM104 264H111V263L107 262V263H104ZM151 264H155L154 260L151 262Z\"/></svg>",
  "mask_w": 264,
  "mask_h": 264
},
{
  "label": "water",
  "instance_id": "3",
  "mask_svg": "<svg viewBox=\"0 0 264 264\" xmlns=\"http://www.w3.org/2000/svg\"><path fill=\"white\" fill-rule=\"evenodd\" d=\"M41 115H42L43 119H47V116L45 114L42 113ZM38 129H39L40 132H42V133H44L45 135H48V136H54L57 133V128L54 125H52L51 123H48V122L41 123L39 125Z\"/></svg>",
  "mask_w": 264,
  "mask_h": 264
},
{
  "label": "crops",
  "instance_id": "4",
  "mask_svg": "<svg viewBox=\"0 0 264 264\" xmlns=\"http://www.w3.org/2000/svg\"><path fill=\"white\" fill-rule=\"evenodd\" d=\"M35 126H37V127H35ZM35 127V129H36V133H35V136H37V134L38 135H40L41 137H43V136H47V135H45V134H43V133H41L40 131H39V129H37L38 128V125H33V127L32 128H34ZM24 136V135H23ZM44 138V137H43ZM27 143H29L31 146H35V145H33L32 143H34V142H32V143H30V142H27ZM41 166V165H40Z\"/></svg>",
  "mask_w": 264,
  "mask_h": 264
}]
</instances>
